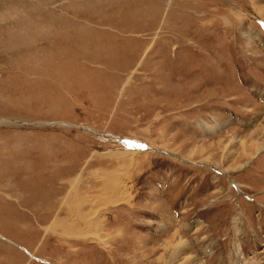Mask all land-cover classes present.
Masks as SVG:
<instances>
[{
  "label": "rangeland",
  "instance_id": "1",
  "mask_svg": "<svg viewBox=\"0 0 264 264\" xmlns=\"http://www.w3.org/2000/svg\"><path fill=\"white\" fill-rule=\"evenodd\" d=\"M263 120L264 0H0V264H264Z\"/></svg>",
  "mask_w": 264,
  "mask_h": 264
},
{
  "label": "bare ground",
  "instance_id": "2",
  "mask_svg": "<svg viewBox=\"0 0 264 264\" xmlns=\"http://www.w3.org/2000/svg\"><path fill=\"white\" fill-rule=\"evenodd\" d=\"M260 10V9H259ZM261 12H262V10H261ZM264 132V120H263V122H262V124L260 125V127L258 128V129H256V132H255V134L254 135H251V136H253V137H251V138H247L246 140H244L243 142H242V144L243 145H245V147H246V149H245V151H250V153H249V155H251V156H255L256 154H258V153H260V152H262L263 151V149H264V142L263 143H261L259 140H258V138H256L257 137V135H259L260 133H263ZM260 136V135H259ZM258 136V137H259ZM264 136V135H263ZM261 140V139H260ZM250 145V146H249ZM203 149V148H202ZM201 152H202V150H201ZM252 154H254V155H252ZM72 198H74V197H72ZM72 201H73V199H69V203L71 202L72 203ZM85 218V217H84ZM82 220V219H81ZM90 220V219H89ZM61 222H62V220H57V221H55V223H54V226H50V227H54L55 229L57 228V227H59L60 229H63L62 228V224H61ZM68 223V222H67ZM89 223V222H88ZM72 224V223H71ZM77 225H78V223H77ZM70 226V225H69ZM87 226V225H86ZM200 226V225H199ZM64 229L65 230H67V231H72V227H64ZM70 233V232H69ZM71 233H73V235H76V236H79V237H85V236H81V234L80 233H75V232H71ZM181 238V237H180ZM178 240H179V235L178 234H176L175 232L171 235V237H170V241H168L166 244H169L170 246H177L179 243H178ZM184 241H186V240H184ZM185 244V243H184ZM185 246V245H184ZM179 248V247H178ZM180 250V249H179ZM178 250V251H179ZM179 253V252H178ZM177 253V254H178ZM174 254H176V253H174ZM188 256H186V258L184 259V261L185 260H188L189 261V259L187 258ZM195 257V256H194ZM175 258V257H174ZM197 259V258H196ZM191 261H193V259L191 260ZM191 261H189V263L191 262ZM196 261V260H195ZM201 262V261H200ZM186 263H188V262H186ZM195 263V262H194ZM184 264V263H183ZM191 264V263H190ZM196 264V263H195ZM198 264H202V263H198Z\"/></svg>",
  "mask_w": 264,
  "mask_h": 264
},
{
  "label": "crops",
  "instance_id": "3",
  "mask_svg": "<svg viewBox=\"0 0 264 264\" xmlns=\"http://www.w3.org/2000/svg\"><path fill=\"white\" fill-rule=\"evenodd\" d=\"M262 22V21H261ZM116 185L115 187H111V186H114ZM117 187H120L119 183H111V184H108V186H105L103 189L106 190V193H109V190H113L115 189V191H119V189H116Z\"/></svg>",
  "mask_w": 264,
  "mask_h": 264
}]
</instances>
